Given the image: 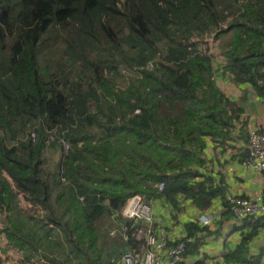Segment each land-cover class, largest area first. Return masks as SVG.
<instances>
[{
    "label": "trees",
    "instance_id": "obj_1",
    "mask_svg": "<svg viewBox=\"0 0 264 264\" xmlns=\"http://www.w3.org/2000/svg\"><path fill=\"white\" fill-rule=\"evenodd\" d=\"M218 73L264 98V0H0V210L31 249L14 264H121L135 195L167 204L174 227L184 202L225 201L206 150L238 125L250 138ZM198 217L184 263L210 232Z\"/></svg>",
    "mask_w": 264,
    "mask_h": 264
},
{
    "label": "crops",
    "instance_id": "obj_2",
    "mask_svg": "<svg viewBox=\"0 0 264 264\" xmlns=\"http://www.w3.org/2000/svg\"><path fill=\"white\" fill-rule=\"evenodd\" d=\"M221 60V59H220ZM217 82L219 87L227 93L229 97L237 101L242 110L241 120L246 122L248 135L253 130L264 128V98L257 97L253 91L243 86L241 89L233 84L226 82L218 73ZM241 90L247 91L243 93ZM241 125L237 126L233 137L234 142H228L229 147H219L216 144H209L206 156L211 160L208 169L215 176L220 172L224 174L225 183L228 186L226 200L229 197L251 198L258 193L264 194V174L249 169L246 164L245 150L248 141L244 138ZM226 200L217 199L210 210L200 212L190 201L183 203L181 208L182 219L178 226L174 227L172 214L169 206L165 203H154L151 201L155 218V230L160 228L167 230L168 242H175L189 237L186 224L193 221L200 214H206L212 219L209 234H199L202 237V245L196 256L188 260V264H264V221L255 224L256 217L237 219L229 212L225 205ZM201 224V223H200ZM202 225V224H201ZM252 237L250 240L245 237ZM191 244V243H190ZM246 246L248 251L244 255L230 259L233 252L239 246ZM127 251H132L127 248ZM125 251V252H127ZM167 252L163 253V264H168Z\"/></svg>",
    "mask_w": 264,
    "mask_h": 264
},
{
    "label": "built area",
    "instance_id": "obj_3",
    "mask_svg": "<svg viewBox=\"0 0 264 264\" xmlns=\"http://www.w3.org/2000/svg\"><path fill=\"white\" fill-rule=\"evenodd\" d=\"M249 138L245 164L249 169L264 174V130L251 131ZM64 145L66 151H69L70 145L67 143ZM160 189H164V184L160 185ZM228 201L237 219L264 216V195L262 193L251 198L229 197ZM121 216L129 223L124 228L126 237L130 236L138 246L135 250L123 253L120 259L122 264H163V253L165 252L168 255V264H185L183 254L187 245L192 243V239L186 237L166 250L167 230L165 228L155 230L153 207L145 195H136L129 199ZM198 221L204 226L212 224L211 217L206 214L199 215Z\"/></svg>",
    "mask_w": 264,
    "mask_h": 264
},
{
    "label": "rangeland",
    "instance_id": "obj_4",
    "mask_svg": "<svg viewBox=\"0 0 264 264\" xmlns=\"http://www.w3.org/2000/svg\"><path fill=\"white\" fill-rule=\"evenodd\" d=\"M212 52L215 53V56L217 57L220 55L218 44L215 47H213ZM48 154L49 156H51V160H52L51 168L53 169L54 167H56V164L58 162V156L57 154H53L51 152H48ZM5 196L7 198V201L9 202L11 198L9 188H7L5 192ZM19 198L22 199V201H20L19 203L20 206L24 208L25 210L30 211L31 208L29 204L27 203V201L25 200V198L22 195H20ZM9 213H10L9 208L6 209L5 207L2 209V211L0 210V255L6 264H14V263H19L23 259H26L25 252L27 253V251L31 249L21 244L18 240H16L13 236H11L8 230H6V227H7L6 218L9 215ZM118 232H120L118 229H113L110 233L111 237L115 238L116 236L114 235H119ZM120 235L122 236V234ZM28 254L30 253L28 252Z\"/></svg>",
    "mask_w": 264,
    "mask_h": 264
},
{
    "label": "clouds",
    "instance_id": "obj_5",
    "mask_svg": "<svg viewBox=\"0 0 264 264\" xmlns=\"http://www.w3.org/2000/svg\"><path fill=\"white\" fill-rule=\"evenodd\" d=\"M261 131V130H260ZM50 140H53V138L52 137H50ZM250 141V140H249ZM65 144V143H64ZM68 144V143H67ZM70 145V144H69ZM64 147H65V145H64ZM65 152L66 153H68L69 151H66V149H65ZM248 156V155H247ZM247 158V157H246ZM161 185V184H160ZM160 185H159V189H160ZM164 188H165V185H164ZM161 190V189H160ZM164 190V189H163ZM263 194V193H262ZM140 195V194H139ZM264 195V194H263ZM136 196V195H135ZM134 197V196H133ZM147 198V197H146ZM247 198V197H246ZM131 199V198H130ZM129 201V200H128ZM147 201H148V199H147ZM148 202H150V201H148ZM227 202L229 203V201H228V199H227ZM128 203V202H127ZM151 203V202H150ZM127 205V204H126ZM229 206H230V204H229ZM126 207V206H125ZM125 209V208H124ZM230 209H231V206H230ZM232 212V211H231ZM201 215V214H200ZM250 217H254V216H250ZM261 217V216H260ZM123 218V217H122ZM248 218V217H247ZM124 219V218H123ZM125 220V219H124ZM239 220V219H238ZM126 221V220H125ZM200 223V222H199ZM131 224V223H130ZM129 225V223L126 221V226H128ZM203 225V224H202ZM204 226V225H203ZM211 226V225H210ZM210 226H206V227H210ZM123 231H124V228H123ZM124 238L125 239H127V237H126V235H125V232H124ZM132 239V238H131ZM134 240V239H133ZM135 241V240H134ZM136 242V241H135ZM137 243V242H136ZM138 247V246H137ZM128 252V251H127ZM125 253V252H124ZM121 263V262H120ZM122 264V263H121ZM186 264V263H185Z\"/></svg>",
    "mask_w": 264,
    "mask_h": 264
}]
</instances>
